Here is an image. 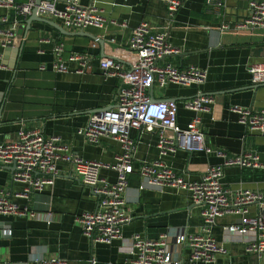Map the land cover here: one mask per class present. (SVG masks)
Listing matches in <instances>:
<instances>
[{
  "label": "crops",
  "instance_id": "1",
  "mask_svg": "<svg viewBox=\"0 0 264 264\" xmlns=\"http://www.w3.org/2000/svg\"><path fill=\"white\" fill-rule=\"evenodd\" d=\"M182 1V7L170 18L166 5L159 0H80L82 5L102 8L107 19L103 28H84L85 35L60 34L48 25L35 22L26 33L19 34L24 23H18L12 43L22 38L23 49L17 58H8L11 62L15 60L17 75L13 76L15 68L7 63L0 71V92L9 91L10 95L4 117L15 120L0 125V143L17 139L20 126L25 125L26 128H42L45 135L60 136L84 158L113 162L121 151L118 142L102 138L97 145H92L78 136L76 129L86 122L87 112L113 105L120 88L118 79L105 78L99 68L103 48L107 44L113 47L125 45L131 30L145 21L152 32L166 33L168 41L180 50L178 54L159 59L158 64L170 62L181 68L196 65L207 71L206 80L200 86L168 84L163 90L153 88L154 97L157 101L181 102L196 95L200 89L211 95L213 103L199 114L205 143L228 155L253 153L260 164L223 169L221 181L228 201L239 187L264 190V135L246 130L238 121V113L230 109L239 105L259 110L263 105L264 83L251 84L248 68L264 63V28L250 34L247 29L236 26L246 15L245 0H227L230 11L227 15L222 7L217 12L219 15L211 11L206 0ZM2 18L7 22H2ZM46 18L65 29L57 19ZM16 20L18 15L14 9L0 7V29L8 28ZM224 25L228 27L224 28ZM57 43L63 44L64 59L74 52H85L90 57L89 68L79 74L75 72L76 63L69 62L68 72L46 69L52 47ZM39 48L43 53L37 51ZM0 53L3 55L1 46ZM39 65H45V69H40ZM194 114L179 104L177 125L186 127ZM131 136L138 141L137 159L152 161L158 157L155 132L139 135L136 130H131ZM162 159L188 179L196 178L208 165L223 162V158L215 154H189L182 149H176ZM134 166L136 168L137 164ZM58 167L61 176L54 184L46 185L42 192L33 193L31 199L26 200L16 196L23 186L12 181L11 167L0 163V187L8 191L9 200L20 206L27 205L36 215L29 218L0 214L1 231L5 235H0V259L25 264L33 257L54 255L66 259L68 264H90L91 258L95 259V264H127L132 257L133 233L158 238L166 232L195 231L203 223L201 207L192 204L187 192L170 187L139 189L140 179L134 172L129 176L128 189L124 193V208L132 218L122 226L121 237L110 245L92 244L81 233L74 218L83 211L95 210L97 199L78 179L64 175L68 173L66 164L60 163ZM100 175L109 180L115 178V173L106 169H101ZM256 210L252 205L248 214L254 215ZM236 218L231 214L217 217L211 228L212 236L227 251L217 255L214 264H264V256L259 258L246 250L253 236L251 233L236 235L227 230ZM183 254L187 257V251Z\"/></svg>",
  "mask_w": 264,
  "mask_h": 264
},
{
  "label": "built area",
  "instance_id": "2",
  "mask_svg": "<svg viewBox=\"0 0 264 264\" xmlns=\"http://www.w3.org/2000/svg\"><path fill=\"white\" fill-rule=\"evenodd\" d=\"M159 1L166 5L170 18L183 5L182 0ZM33 4L34 0H0V7L14 9L18 17H21V20L14 21L8 28L0 29V46L3 49L12 43L15 27L28 16ZM206 5L217 13L221 8V0H206ZM37 13L57 19L65 29L73 30H83L89 26L103 28L107 21L102 8L82 5L80 0H41ZM1 21L7 22V19L2 18ZM110 22L116 24L114 20ZM236 26L247 29L250 34H254L258 28H264V0H250L245 18ZM223 27L227 28L228 25ZM38 52L43 53L41 50ZM179 52L168 41L166 33L152 32L145 21L131 30L125 45L113 47L107 44L103 48L99 68L105 78H116L121 85L114 104L90 113L84 127L77 129V134L92 145H97L102 138L118 142L121 151L113 162L84 158L75 153L72 146L62 141L60 136L45 135L42 128H26L22 125L17 139L0 143V163L12 167V181L23 186L16 196L26 200L31 199L33 193L42 192L46 185H53L61 176L58 165L66 164L68 173L64 175L78 179L97 197L95 210L83 211L74 218L81 233L92 244L110 245L113 240L121 237L122 226L132 218L124 208V193L132 173L139 176V189L170 187L187 192L192 204L201 207L202 225L195 231L166 232L158 238L133 233L132 257L127 264H214L217 255L227 251L212 236L211 228L217 217L229 214L237 218L228 225L227 230L236 235L251 233L253 236L246 250L261 258L264 256V190L239 187L235 189L232 200L228 201L221 181L226 166L257 167L260 166L258 157L250 152L228 155L224 150L212 149L205 143L199 114L207 111L213 103L211 95L198 91L192 98L181 102L150 100L153 88L163 90L168 84L200 86L205 82L207 71L199 66L181 68L170 62L158 64L159 59ZM51 54V67L56 72H68L69 62L76 63L75 72L79 74L89 68L90 57L86 53L74 52L64 59L62 43L55 44ZM2 59L0 53V71L5 67ZM40 69H45V65ZM248 71L251 84L264 83V63L253 64ZM179 104L195 112L184 128L176 123ZM230 109L238 113V121L246 130L264 135V101L259 110L239 105H233ZM131 130H136L139 135L156 133V159H137L138 141L131 136ZM176 149L185 150L189 154H215L222 157L223 162L208 165L196 178L188 179L162 159ZM101 169L113 171L115 178L109 180L101 176ZM8 196V191L0 187V214L36 217L27 205L20 206L11 202ZM252 205L257 210L254 215H249L248 209ZM183 251H187V257ZM0 264L13 263L8 259H0ZM25 264H68V261L53 255L33 257ZM90 264H95V259L91 258Z\"/></svg>",
  "mask_w": 264,
  "mask_h": 264
},
{
  "label": "water",
  "instance_id": "3",
  "mask_svg": "<svg viewBox=\"0 0 264 264\" xmlns=\"http://www.w3.org/2000/svg\"><path fill=\"white\" fill-rule=\"evenodd\" d=\"M40 1L41 0H34V4H33L32 8H31L30 13L28 14V16L24 20H22V22L24 23V25L23 26H20L19 34H21L22 32L23 33L24 32L26 33L30 29L31 24L33 22H35L36 24H39V25H48V26L56 29L60 34H64V35H85V32H83V30L76 31V32H69V31L63 29L58 23L54 22L53 20H50V19L46 18L45 16L38 15L37 8H38V5H39ZM249 1L250 0H245V5H244V8L243 9H246L247 8V5H248V2ZM221 7H222V9H224L223 10L224 15H227V14L230 13V11L228 9V6H227V0H221ZM239 8H242V7L239 6ZM245 16H244V18H245ZM242 20H238V22H241ZM37 28L40 29L39 26ZM98 43H100L102 45V41H98ZM23 44H24V42L22 41V38H19V40L15 41L14 43H10L7 47H5L3 49V59H2V62L3 63H7L12 69L15 68L14 75H13L14 77L17 75L16 74L17 65H15V60L11 62V61H8V58L9 57H12L13 59L17 58L19 56V54L21 53L22 49H23ZM39 50H41V48H39L37 51H39ZM78 53H85V52H78ZM101 57H102V55H101ZM51 64H52V55H51L50 62L46 65V69H49V70L53 71L52 70V67H51ZM38 67H40V65ZM257 85H259V84H255L254 86H257ZM200 92H201V94H208V93L203 92L201 89H200ZM9 96H10L9 95V91H6V93L0 92V125L2 123L5 124V123H9L10 121H14L15 120V118H10V117L9 118H5L4 117V111H5L6 107H7V103L10 101L9 100ZM189 98H192V97H189ZM150 100L151 101L158 100L152 94V90L150 91ZM98 108L99 107H96L93 110H91V111H89V112L86 113L87 114L86 122H87V119H88V115L90 113L94 112L95 110H97ZM83 114H85V113H83ZM86 122L83 125H79V127H84V125L86 124ZM77 129H76V133H77ZM77 135L82 138L81 135H79V134H77ZM68 178L74 179V177H72L71 175H68ZM92 196L97 199V197L95 195L92 194ZM1 227L2 226L0 224V231H1ZM0 235H2V237H5V235H4V233L2 231L0 232ZM59 257H61V256H59Z\"/></svg>",
  "mask_w": 264,
  "mask_h": 264
},
{
  "label": "rangeland",
  "instance_id": "4",
  "mask_svg": "<svg viewBox=\"0 0 264 264\" xmlns=\"http://www.w3.org/2000/svg\"><path fill=\"white\" fill-rule=\"evenodd\" d=\"M155 95H156V96L158 95V92H157V91H155Z\"/></svg>",
  "mask_w": 264,
  "mask_h": 264
},
{
  "label": "trees",
  "instance_id": "5",
  "mask_svg": "<svg viewBox=\"0 0 264 264\" xmlns=\"http://www.w3.org/2000/svg\"><path fill=\"white\" fill-rule=\"evenodd\" d=\"M18 20H21V17H18Z\"/></svg>",
  "mask_w": 264,
  "mask_h": 264
}]
</instances>
